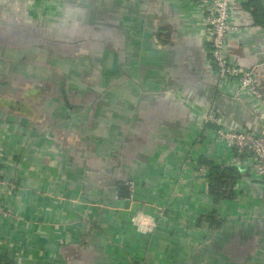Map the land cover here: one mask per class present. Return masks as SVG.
Masks as SVG:
<instances>
[{
    "label": "crops",
    "instance_id": "obj_1",
    "mask_svg": "<svg viewBox=\"0 0 264 264\" xmlns=\"http://www.w3.org/2000/svg\"><path fill=\"white\" fill-rule=\"evenodd\" d=\"M254 4L233 0L228 49L264 90ZM199 16L190 0H0V258L264 264L263 180L237 165L215 201L235 152L201 117L264 131V105L218 78Z\"/></svg>",
    "mask_w": 264,
    "mask_h": 264
},
{
    "label": "built area",
    "instance_id": "obj_2",
    "mask_svg": "<svg viewBox=\"0 0 264 264\" xmlns=\"http://www.w3.org/2000/svg\"><path fill=\"white\" fill-rule=\"evenodd\" d=\"M190 1L199 9L198 23L202 32L209 36L210 63L218 78L234 80L239 89L247 91L264 105V90L259 86L255 74L257 66L243 68L230 59L228 38L238 30L234 19L233 0ZM201 117L204 123L215 125V142L224 143L235 152V165L259 175L264 185V131L228 127L219 113L212 108L206 109ZM9 217L11 212L0 205V219ZM149 226L153 227L155 224L151 223Z\"/></svg>",
    "mask_w": 264,
    "mask_h": 264
},
{
    "label": "trees",
    "instance_id": "obj_3",
    "mask_svg": "<svg viewBox=\"0 0 264 264\" xmlns=\"http://www.w3.org/2000/svg\"><path fill=\"white\" fill-rule=\"evenodd\" d=\"M253 13H255L259 23L264 22V8L262 6L254 4ZM242 172V169L237 165L214 168L211 174L209 192L217 203L235 197V185ZM207 220L212 226L219 227L221 224V219L216 215H210ZM6 261L7 259L0 258V264H8Z\"/></svg>",
    "mask_w": 264,
    "mask_h": 264
},
{
    "label": "water",
    "instance_id": "obj_4",
    "mask_svg": "<svg viewBox=\"0 0 264 264\" xmlns=\"http://www.w3.org/2000/svg\"><path fill=\"white\" fill-rule=\"evenodd\" d=\"M121 189H122V191H126L127 187L126 186H122Z\"/></svg>",
    "mask_w": 264,
    "mask_h": 264
}]
</instances>
